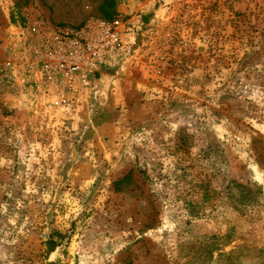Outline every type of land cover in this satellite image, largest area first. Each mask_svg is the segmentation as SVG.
I'll list each match as a JSON object with an SVG mask.
<instances>
[{
    "label": "rangeland",
    "instance_id": "374dc122",
    "mask_svg": "<svg viewBox=\"0 0 264 264\" xmlns=\"http://www.w3.org/2000/svg\"><path fill=\"white\" fill-rule=\"evenodd\" d=\"M102 1L0 0V264H264V0H115L129 53L42 109L12 28Z\"/></svg>",
    "mask_w": 264,
    "mask_h": 264
},
{
    "label": "built area",
    "instance_id": "2783aa9c",
    "mask_svg": "<svg viewBox=\"0 0 264 264\" xmlns=\"http://www.w3.org/2000/svg\"><path fill=\"white\" fill-rule=\"evenodd\" d=\"M133 44V31L118 20L73 26L33 20L12 28L3 54L20 93L33 95L44 110L76 111L90 98L102 66L114 65Z\"/></svg>",
    "mask_w": 264,
    "mask_h": 264
},
{
    "label": "trees",
    "instance_id": "16d2710c",
    "mask_svg": "<svg viewBox=\"0 0 264 264\" xmlns=\"http://www.w3.org/2000/svg\"><path fill=\"white\" fill-rule=\"evenodd\" d=\"M99 12L102 15L103 18L112 20L118 13L116 11V1L115 0H103L99 6ZM59 234V238L55 239L54 234L49 237V239L45 242L46 245V251L51 252L53 251L56 246H58L60 243V240L63 235L61 233Z\"/></svg>",
    "mask_w": 264,
    "mask_h": 264
}]
</instances>
